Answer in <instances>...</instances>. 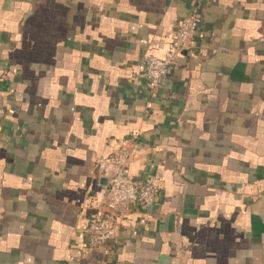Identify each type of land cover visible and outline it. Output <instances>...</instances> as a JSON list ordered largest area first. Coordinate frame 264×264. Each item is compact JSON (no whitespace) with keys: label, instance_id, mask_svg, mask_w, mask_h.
I'll list each match as a JSON object with an SVG mask.
<instances>
[{"label":"crops","instance_id":"0c3cea01","mask_svg":"<svg viewBox=\"0 0 264 264\" xmlns=\"http://www.w3.org/2000/svg\"><path fill=\"white\" fill-rule=\"evenodd\" d=\"M128 137L158 203L89 253ZM0 264H264V0H0Z\"/></svg>","mask_w":264,"mask_h":264},{"label":"built area","instance_id":"2783aa9c","mask_svg":"<svg viewBox=\"0 0 264 264\" xmlns=\"http://www.w3.org/2000/svg\"><path fill=\"white\" fill-rule=\"evenodd\" d=\"M200 17L193 13L184 20L170 49L162 58L150 57L145 63V79L151 93L159 91L170 71L178 66L182 51H190L199 30ZM137 140L128 137L120 142L118 149L107 159H100L97 170L101 176L111 174L103 206L92 218L87 229V251L100 252L108 245L119 244L122 223L129 218L133 208L140 207L145 216L154 211L159 192L151 182H141L130 176L129 170L137 159Z\"/></svg>","mask_w":264,"mask_h":264}]
</instances>
